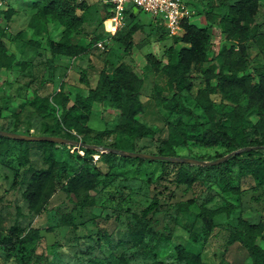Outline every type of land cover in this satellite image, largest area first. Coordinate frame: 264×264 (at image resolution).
<instances>
[{
  "label": "rangeland",
  "instance_id": "rangeland-1",
  "mask_svg": "<svg viewBox=\"0 0 264 264\" xmlns=\"http://www.w3.org/2000/svg\"><path fill=\"white\" fill-rule=\"evenodd\" d=\"M34 1L0 0V40L7 52L5 57L0 56V137L8 139H0V232L7 238L12 227L17 229L19 237L37 230L39 240L22 248L16 246L11 251L0 247V264H22L29 256L30 264H88L90 260L106 264H185L177 259V246L198 256L194 264H253L240 243L229 244L228 240L241 220L264 224V190L250 177L237 178V168L232 163L221 172H206L200 165L181 161L212 163L218 156H228L225 146L203 148L187 142L175 148L176 157L170 160L173 164L165 166L154 162L161 160L148 158H143V162L136 158H116L112 162L100 159L114 144L124 153L162 157L159 146L167 140L170 124H193L197 120L210 126V119L203 116L195 98L205 86L204 70L216 72L219 66L226 68L237 61L239 48L234 45L230 51L225 47L234 42L227 43L225 35L220 33L218 16L222 7L238 0H183L188 5L189 23L198 28H211L212 47L205 52L204 64L192 67V90L180 95L185 110L182 114L157 108L153 100L155 86L171 94L166 77L160 71H153L145 59L151 54L164 64V51L173 44L175 37L160 23L133 7L127 10L131 13H122L118 31L109 38L104 22L115 15L111 7L104 0H75L85 2V8L77 9L80 25L68 40L80 47H86L91 41L96 43L85 55L76 58L51 56L47 44L58 43L64 28L48 21L39 36L33 35L28 25L36 11ZM9 9L11 17L6 19L4 14ZM254 19L256 39L247 46L250 74L264 73V0L260 1ZM105 25L109 29L111 21L107 20ZM131 28L136 29L132 36L133 48L125 55L119 39ZM11 53L15 54L16 61L26 65H16L9 58ZM120 64L128 65L143 81L140 99L144 109L140 122L154 132L152 138H132L120 133L117 127L123 123V118L107 103L92 112L88 135L68 134L59 128L57 120L61 112L58 108L51 116L42 117L27 105L32 91L54 104L61 84L71 102L76 95L85 97L88 88L79 83V75L84 70H87L89 88H94L101 72L110 74ZM210 83L214 85L215 81ZM210 99L212 121L217 122L223 113L232 110L219 96L211 95ZM246 105V100H241L240 106ZM257 120L255 115L245 117L244 126L250 140L258 138L254 133ZM1 133L66 141L55 143L50 152L55 162L51 186L55 193L36 209L29 208L23 199V177L48 168L44 147L41 142L25 145L24 141L4 137ZM55 133L57 135H53ZM70 137L77 142L70 141ZM84 149L92 151L90 158ZM181 166L195 178L189 186L176 180ZM80 169L97 175L98 187L95 191L82 189L77 196L67 198L65 178L74 176ZM226 180L232 188L228 192L224 191ZM153 200L158 209L143 217L142 211ZM170 207L176 212L168 211ZM181 209L186 211L177 213ZM205 210L221 213L211 216ZM200 212H204L205 220L197 218ZM67 221L71 225H66ZM168 223L173 226L171 242L156 244ZM260 247L264 251V236Z\"/></svg>",
  "mask_w": 264,
  "mask_h": 264
},
{
  "label": "trees",
  "instance_id": "trees-1",
  "mask_svg": "<svg viewBox=\"0 0 264 264\" xmlns=\"http://www.w3.org/2000/svg\"><path fill=\"white\" fill-rule=\"evenodd\" d=\"M260 1L238 0L231 6L222 7L218 16L220 33L225 35L227 43L234 42V44H226L225 47L233 51V46L236 45L239 48V54L236 63L228 64L226 68L219 66L216 72L210 69L202 72L205 86L198 91L195 104L202 110L203 116L210 119L211 124L210 126H205L197 120L193 124H184L182 122L170 124L168 138L159 146V155L167 159L154 162H160L164 166L173 164L170 160L176 157L175 148L183 146L187 142L197 143L203 148H213L222 145L226 147L228 155L236 152L240 153L232 156L228 162L213 167L199 166V168L204 169L206 172L211 170L221 172L228 164L232 163L237 168V178L250 177L258 188L264 190V73L254 72V74H250L247 72V56H249L247 46L256 39L254 31L257 28V24L254 18ZM106 5L112 7L111 4L107 3ZM33 8L36 11L31 16L28 25L33 35L39 36L43 26L48 21L56 22L64 28L63 36L58 43L49 42L47 44V49L51 56L76 58L85 55L96 43L91 41L86 47H80L72 45L68 40L72 31L80 25V17L76 14V11L77 9H84L85 2L77 3L75 0H35ZM127 10L124 12H129ZM138 13L141 12L139 11ZM130 16L135 17L134 15ZM4 17L6 19L11 17L10 9L7 10ZM109 18L110 16L105 20ZM155 21L161 24L160 21ZM161 26L167 32L165 26L162 24ZM181 26L183 29L182 35L175 37L172 46L164 51V64L151 54L145 57L147 64L153 71H160L166 77L167 86L171 90V94H169L155 86L153 88L155 106L176 114L185 112L180 95L192 90V67L194 65H203L205 52L212 47V30L210 27L198 28L190 24L188 19H185ZM135 31V28H131L125 36L119 39L125 55L131 53L133 48L132 36ZM106 36L109 37L108 34ZM160 39L162 40V38ZM33 45L35 44L33 43ZM6 54V49L0 40V56L5 57ZM218 55L220 56L221 54L219 53ZM9 58L15 61L16 65H26V63L16 61L14 53H11ZM86 74L87 70H84L79 75V83L88 88L85 97L76 95L71 102L67 94L64 93V85L61 84L59 95L53 102L54 104L47 97H41L37 92L32 91L27 97V105L42 117L51 116L58 108L61 112L57 120L59 128L68 134L88 135L91 133L88 121L92 112L97 107L107 103L111 110L123 118V123L117 127L120 133H126L132 138L140 139L153 137L154 132L140 122L144 109L140 99L143 81L128 65L120 64L110 74L104 71L101 72L94 88H89ZM211 80L215 81L214 85H211ZM211 95L219 96L221 102L232 106V110L229 113H223L221 119L217 122L212 121L213 102L210 99ZM243 99L247 102L246 107L240 106V102ZM248 115H255L258 118L254 127V133L258 136L255 140H250L249 133L244 126L245 117ZM226 122H228V125H225ZM0 139L3 141L8 140L2 137ZM69 140L77 142L73 137H70ZM22 144L28 145L29 143L23 142ZM39 144L44 147L48 168L31 172L28 177L26 175L23 177V180L25 179V190L22 196L31 209H36L41 204L46 203L55 193L54 189L51 188L55 162L50 155L51 148L55 144L49 142H41ZM108 149L122 150L115 144ZM84 152L90 158L92 151L84 149ZM116 158L133 160L111 152L100 156V159L105 162H112ZM221 158L222 156H218L216 160ZM136 161L143 162L142 159H136ZM154 162L150 161V163ZM65 180L67 198L72 195L77 196L82 189L95 191L98 187L97 175L85 169H80L74 176H67ZM176 180L180 184L189 186L195 181V178L181 166L176 172ZM231 189L230 182L226 180L224 191L228 192ZM158 207L156 200H153L142 211V216L146 217L149 213L157 210ZM171 210L174 211L172 207L168 211ZM179 211L183 212L186 210H177V213ZM205 211L211 216L221 213ZM197 218L205 220L204 212H200ZM65 223L66 225H71L70 221ZM206 225L208 224L206 223ZM163 231L164 233L157 237L156 244H169L171 242L173 226L168 223L163 227ZM263 236V223L249 224L241 220V223L230 236L228 243H240L247 251L253 264H264V251L260 247ZM38 240L39 234L37 230H30L24 236L19 237L17 229L12 227L7 238H4L0 232V247L8 251H11L16 246L22 248L24 245ZM175 250L177 259L180 262H185V264H194L199 259L197 255L182 246H177ZM31 254L32 251L29 252V255ZM30 263L31 258L29 256L24 258L22 264ZM88 264L106 263L90 260Z\"/></svg>",
  "mask_w": 264,
  "mask_h": 264
},
{
  "label": "built area",
  "instance_id": "built-area-1",
  "mask_svg": "<svg viewBox=\"0 0 264 264\" xmlns=\"http://www.w3.org/2000/svg\"><path fill=\"white\" fill-rule=\"evenodd\" d=\"M104 2L112 5L111 11L115 14L107 19L111 21L109 29L104 22L105 33L111 37L116 34L121 25L122 13L133 7L152 19L160 21L167 33L173 37L182 35L181 23L189 18L188 5L183 0H104Z\"/></svg>",
  "mask_w": 264,
  "mask_h": 264
},
{
  "label": "water",
  "instance_id": "water-1",
  "mask_svg": "<svg viewBox=\"0 0 264 264\" xmlns=\"http://www.w3.org/2000/svg\"><path fill=\"white\" fill-rule=\"evenodd\" d=\"M2 136L7 137V138H12V139H16V140H20V141H24V142H49V143H60V142H66L64 140H61L59 138H51V137H31V136H19L16 134H7V133H1ZM70 144H74L72 142H68ZM106 152L109 153H116L117 155L120 156H124V157H128V158H136V159H143V158H148V159H154V160H166L167 158L165 157H146L140 154H130V153H124L121 151H115V150H111V149H106ZM240 152H236L234 154H239ZM234 154H230L224 158L218 159L212 163H204L202 161H197V160H181L184 163H188V164H192V165H200V166H215L218 164H221L223 162H225L226 160L229 159L230 156L234 155ZM180 161V160H178Z\"/></svg>",
  "mask_w": 264,
  "mask_h": 264
},
{
  "label": "crops",
  "instance_id": "crops-1",
  "mask_svg": "<svg viewBox=\"0 0 264 264\" xmlns=\"http://www.w3.org/2000/svg\"><path fill=\"white\" fill-rule=\"evenodd\" d=\"M106 21H107V20H106ZM106 21H105V22H106Z\"/></svg>",
  "mask_w": 264,
  "mask_h": 264
}]
</instances>
